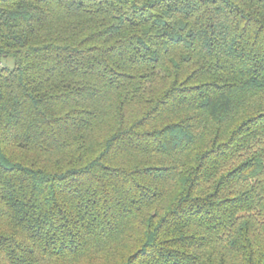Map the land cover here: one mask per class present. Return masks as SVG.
Here are the masks:
<instances>
[{"label": "trees", "instance_id": "trees-1", "mask_svg": "<svg viewBox=\"0 0 264 264\" xmlns=\"http://www.w3.org/2000/svg\"><path fill=\"white\" fill-rule=\"evenodd\" d=\"M0 264H264V0H0Z\"/></svg>", "mask_w": 264, "mask_h": 264}, {"label": "rangeland", "instance_id": "rangeland-1", "mask_svg": "<svg viewBox=\"0 0 264 264\" xmlns=\"http://www.w3.org/2000/svg\"><path fill=\"white\" fill-rule=\"evenodd\" d=\"M4 63H5V65H6V67H7L8 69H10V70H12V69L14 68V66H15V62H14V60L11 59V58H9V59H5V60H4Z\"/></svg>", "mask_w": 264, "mask_h": 264}, {"label": "built area", "instance_id": "built-area-1", "mask_svg": "<svg viewBox=\"0 0 264 264\" xmlns=\"http://www.w3.org/2000/svg\"><path fill=\"white\" fill-rule=\"evenodd\" d=\"M7 67H6V65H5V63H4V59H0V71H2V70H4V69H6Z\"/></svg>", "mask_w": 264, "mask_h": 264}]
</instances>
